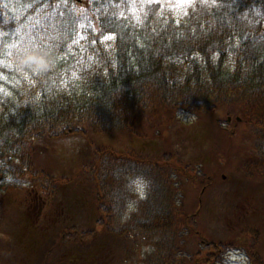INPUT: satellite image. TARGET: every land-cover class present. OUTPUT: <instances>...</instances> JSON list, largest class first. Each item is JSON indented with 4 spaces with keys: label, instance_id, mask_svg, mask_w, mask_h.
<instances>
[{
    "label": "trees",
    "instance_id": "obj_1",
    "mask_svg": "<svg viewBox=\"0 0 264 264\" xmlns=\"http://www.w3.org/2000/svg\"><path fill=\"white\" fill-rule=\"evenodd\" d=\"M89 130L142 145L38 170L40 140ZM6 245L8 264H264V0H0Z\"/></svg>",
    "mask_w": 264,
    "mask_h": 264
},
{
    "label": "rangeland",
    "instance_id": "obj_2",
    "mask_svg": "<svg viewBox=\"0 0 264 264\" xmlns=\"http://www.w3.org/2000/svg\"><path fill=\"white\" fill-rule=\"evenodd\" d=\"M150 1L169 3L172 5L176 4L179 6H187L191 4L194 0H150ZM216 116L218 121L222 125L221 127H226L227 126L226 116H228L227 112H222V110L218 111L216 113ZM187 119L191 120L190 118ZM231 123L233 124L234 121L231 120L230 124ZM229 129L233 131L234 126L230 125ZM243 134H244L243 136L240 135L238 138L235 136L237 138L236 143L237 144L239 143L240 146L244 145L243 143H241V141L244 140L246 142L244 146L248 148L247 150L248 153L253 144L251 143V139L249 141V135L247 133H243ZM231 137H233V135ZM133 138L124 135L118 137H105L98 133H95L93 130H89L87 132L71 133L68 135L55 137L51 139L44 138L43 140H40L37 145L38 149L41 148L42 149L36 155V166L38 170L44 171L57 178H62V177L71 178L76 176L84 165L91 163L95 159V154H94L95 148L108 146L117 149H123L128 145H132V146L142 145L141 141L139 142L138 139L136 138L133 139ZM220 143L222 142H219L217 144ZM225 146H230V144ZM220 148H223V146H220L219 149ZM220 155L223 154L220 152L219 156ZM222 175L227 176L228 174L226 172L223 173ZM227 177H225L224 179L226 180ZM258 183L260 182H257L256 184ZM31 188L32 187L28 189ZM203 192L204 191H202V193ZM194 197L195 195L191 196V198L189 199L190 203L193 202ZM40 202L41 201H38L36 196L30 193L29 191L10 192L11 206L19 208L22 211H24L27 220L29 221L31 218H33L34 221H38L39 219H42L44 206L42 207V204L40 206L39 205ZM3 225L7 226L8 224L4 223ZM5 236L8 237L9 235L6 234ZM6 237L4 238L2 237V239H6ZM9 249L10 248L8 245H6L5 250L0 248L1 264H8L12 255L14 256L15 254L18 253V251L15 250L14 253L11 254L10 252H8ZM229 254H232L233 256L237 257V259L232 261V264H241V261L239 259L241 255L244 257V264H248V258L246 253L237 252V251L226 254L227 256H226L225 264H228ZM18 258L21 259V257L19 256Z\"/></svg>",
    "mask_w": 264,
    "mask_h": 264
},
{
    "label": "clouds",
    "instance_id": "obj_3",
    "mask_svg": "<svg viewBox=\"0 0 264 264\" xmlns=\"http://www.w3.org/2000/svg\"><path fill=\"white\" fill-rule=\"evenodd\" d=\"M141 198H143V194H142ZM235 259H237V257L233 256L232 254H229L228 264H232V261ZM239 259L241 261V264H244V257L242 255L239 257Z\"/></svg>",
    "mask_w": 264,
    "mask_h": 264
},
{
    "label": "snow or ice",
    "instance_id": "obj_4",
    "mask_svg": "<svg viewBox=\"0 0 264 264\" xmlns=\"http://www.w3.org/2000/svg\"><path fill=\"white\" fill-rule=\"evenodd\" d=\"M136 18H137V20L139 21V17L137 16ZM109 38H110V37H109Z\"/></svg>",
    "mask_w": 264,
    "mask_h": 264
}]
</instances>
